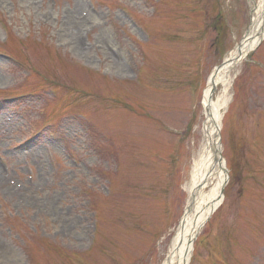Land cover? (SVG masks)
<instances>
[{"label":"rangeland","instance_id":"1","mask_svg":"<svg viewBox=\"0 0 264 264\" xmlns=\"http://www.w3.org/2000/svg\"><path fill=\"white\" fill-rule=\"evenodd\" d=\"M77 1L0 0V264H163L207 84L251 7L81 0L95 21L76 28ZM230 93L225 201L190 264H264V41Z\"/></svg>","mask_w":264,"mask_h":264},{"label":"bare ground","instance_id":"2","mask_svg":"<svg viewBox=\"0 0 264 264\" xmlns=\"http://www.w3.org/2000/svg\"><path fill=\"white\" fill-rule=\"evenodd\" d=\"M251 7L250 25L243 40L227 56V62L210 78L203 98L204 124L201 138L193 143L189 179L184 184L188 194L186 214L177 228L163 264H190L194 244L208 219L223 205L222 197L228 178L227 162L220 161L222 149L218 146L222 121L231 102V89L239 74V65L245 62L264 39V0H248ZM69 17L76 28L94 22L78 0ZM81 45L80 35L73 34ZM101 39V38H100ZM102 42V41H100ZM113 46V44H112ZM115 49V47H114ZM117 55L116 49L114 50ZM220 93L216 97L218 88Z\"/></svg>","mask_w":264,"mask_h":264},{"label":"water","instance_id":"3","mask_svg":"<svg viewBox=\"0 0 264 264\" xmlns=\"http://www.w3.org/2000/svg\"><path fill=\"white\" fill-rule=\"evenodd\" d=\"M227 61L225 60L224 62H223V64H225ZM220 67V66H219ZM219 67H217L216 68V70H215V72H217V70L219 69ZM218 146H219V150H220V143H219V140H218ZM220 155H221V153H220ZM223 159H222V157H220V161H222Z\"/></svg>","mask_w":264,"mask_h":264}]
</instances>
